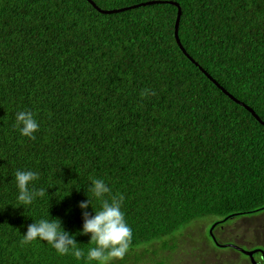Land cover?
<instances>
[{
    "label": "trees",
    "instance_id": "obj_1",
    "mask_svg": "<svg viewBox=\"0 0 264 264\" xmlns=\"http://www.w3.org/2000/svg\"><path fill=\"white\" fill-rule=\"evenodd\" d=\"M92 1L130 8L0 0V264H81L23 234L48 214L80 229L78 203L100 209L94 178L123 196L132 230L113 264H166L196 223L264 210V125L180 50L178 8L135 7L176 2L183 48L264 121V0ZM20 110L35 114V139L14 128ZM17 169L48 195L20 207Z\"/></svg>",
    "mask_w": 264,
    "mask_h": 264
},
{
    "label": "clouds",
    "instance_id": "obj_2",
    "mask_svg": "<svg viewBox=\"0 0 264 264\" xmlns=\"http://www.w3.org/2000/svg\"><path fill=\"white\" fill-rule=\"evenodd\" d=\"M143 95H147L145 90ZM14 128L21 136L35 139L39 130V123L35 114L29 110H20L15 114ZM18 192L17 200L20 207L32 205L34 201L48 195V188H34L39 180V173L31 169H17L13 177ZM12 179V180H13ZM100 203V209H93L92 202L86 199L78 203L81 210L83 224L76 232H70L63 226L59 217L32 220L23 234V243L34 240L47 242L59 256L71 255L81 264H113L114 260L123 259L132 241V230L125 220L122 211L123 196L106 198L111 189L103 179L90 180L88 189ZM91 208V213L88 209ZM88 235L94 246L85 253L78 245L77 236Z\"/></svg>",
    "mask_w": 264,
    "mask_h": 264
},
{
    "label": "flooded vegetation",
    "instance_id": "obj_3",
    "mask_svg": "<svg viewBox=\"0 0 264 264\" xmlns=\"http://www.w3.org/2000/svg\"><path fill=\"white\" fill-rule=\"evenodd\" d=\"M206 223L184 231L166 264H264V210Z\"/></svg>",
    "mask_w": 264,
    "mask_h": 264
},
{
    "label": "water",
    "instance_id": "obj_4",
    "mask_svg": "<svg viewBox=\"0 0 264 264\" xmlns=\"http://www.w3.org/2000/svg\"><path fill=\"white\" fill-rule=\"evenodd\" d=\"M89 3H91V5L98 10L99 12L105 13V14H112L114 12H121L124 10H127L129 8H125V9H118V10H111V11H106V10H102L100 9L92 0H87ZM169 4L172 6H175L176 8H178V13H177V19H176V23H175V39H176V43L178 44L180 50L183 52V54L197 67H199V69L202 71V73L209 79L211 80L217 88H219L226 96H228L232 101H234L235 103L239 104L240 106H242L243 108H245L248 112H250L252 114V116L262 125H264V121L261 120L256 113L254 112V110L252 108H250L249 106H247L246 104L238 101L235 97H233L229 92H227L223 87H221L211 76L209 73H207L204 69H202V67L199 66V64L187 53V51L183 48L179 36H178V26H179V22H180V17H181V9L180 6L176 3V2H172V1H152V2H147V3H141L136 5L135 7L138 6H146V5H152V4ZM132 8V7H131ZM249 254V253H248Z\"/></svg>",
    "mask_w": 264,
    "mask_h": 264
}]
</instances>
